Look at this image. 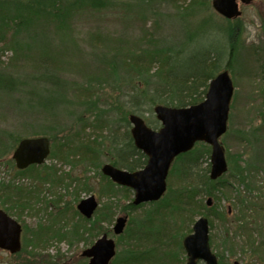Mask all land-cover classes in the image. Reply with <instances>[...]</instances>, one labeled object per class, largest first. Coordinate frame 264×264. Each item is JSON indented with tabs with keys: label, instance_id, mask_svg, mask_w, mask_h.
I'll return each mask as SVG.
<instances>
[{
	"label": "rangeland",
	"instance_id": "1",
	"mask_svg": "<svg viewBox=\"0 0 264 264\" xmlns=\"http://www.w3.org/2000/svg\"><path fill=\"white\" fill-rule=\"evenodd\" d=\"M105 1L108 9L77 16L64 36L47 29L50 38L41 36L36 44H40V52L37 47L29 49L24 45L25 51L16 55L4 43L10 41V34L0 42V74L9 77L0 94V209L7 210L23 226L22 251L10 255L0 250V264H88V259L82 257L83 251L103 235L114 239L117 255L121 252L124 256L130 237L147 221H151L152 227L148 229L159 241L156 245L163 250L162 262L172 263L170 260L175 255L174 264L186 263V253L183 250L179 255L177 244L192 232L200 215H189L185 220L169 206L179 205L176 197H183L189 184L178 174L169 175L164 203L135 207L134 192L112 183L101 169L115 156L111 143L116 134L118 143L127 144L123 120L132 112L131 106L125 105L132 94V85L127 81L131 78L119 60L114 69L105 64L115 63L112 54L117 43L151 41L146 35L150 31L164 40L184 41V25L178 18L189 0L179 2V8L172 2L157 4L155 0ZM208 7L198 9V15H211L215 23L237 33L233 55L230 56L225 42L227 54L221 62V68L229 71L235 85L229 131L222 143L233 160L240 162L242 155L247 168L259 173L251 190L234 176L230 178V173L222 179V183L228 181L231 187L212 197L211 247L220 264L234 261L264 264V130L261 131L259 124L264 118V0L240 4L241 16L228 22L214 11L212 0ZM20 37L21 42H33L26 35ZM97 37L103 38L104 46ZM223 41L224 38L214 33L209 44L219 47ZM47 47L53 57L44 59L55 72L52 80L43 78V69L38 67L40 53ZM61 52L68 54L67 58L54 57ZM187 63L186 57L184 64ZM154 70L157 67L151 68L149 74L155 73ZM134 78L137 81V76ZM155 81L151 78L149 84ZM144 119L148 123L157 121L151 114H146ZM254 126L259 129L256 138L250 135ZM34 136L50 138L52 154L43 166L19 171L12 159L15 141ZM67 152L69 159L65 157ZM203 156L209 155L203 153ZM208 159L202 160L201 169H207ZM178 167L184 170L181 163ZM111 183L115 185L113 193L108 190ZM8 192H14L16 197L9 200ZM89 196H95L100 206L93 219L87 221L77 206ZM229 207L231 217L226 223L221 216H215L227 213ZM157 208L163 215L150 217ZM124 216L128 218L126 231L130 228L134 234L125 231L115 236L116 220ZM150 246L151 243L142 242L139 248L145 251ZM164 252L169 255L166 259L162 256Z\"/></svg>",
	"mask_w": 264,
	"mask_h": 264
},
{
	"label": "trees",
	"instance_id": "2",
	"mask_svg": "<svg viewBox=\"0 0 264 264\" xmlns=\"http://www.w3.org/2000/svg\"><path fill=\"white\" fill-rule=\"evenodd\" d=\"M181 1H185L186 3L188 0H155L157 4L172 2L177 8L180 7L179 2ZM209 2H211V0H189V3L185 4V7L182 8L184 12L178 18V21L184 25L186 38L180 43H176L173 38L164 40L153 33V31L146 34L151 41L155 42L153 45L149 40H138L136 42L126 43L125 41H120L117 43L115 47L116 52L112 54V60H115V63L109 62V64H105V66L113 67L114 69V66H116L119 60L121 68H123L125 73L131 78L130 80L125 79L132 85L130 99L125 101V105L128 104L132 108L131 114L144 117L146 114L154 115L153 109L156 105H164L172 108H186L204 101L210 81L220 72L224 71V69L221 68V62L227 54V43L229 45L230 56L234 53L237 35L236 32L230 31L227 27H224L223 24L215 23L210 17L211 15L203 17L198 15L200 11H198V9L201 7H203L201 8L202 10L209 8ZM205 5H207V7H205ZM108 8L109 5L105 0H71L68 3H65L64 0H0V42L5 41L7 35L10 34V41L4 43L9 48L14 49L16 55L19 51H25L23 49L24 45L29 49L37 47V51L40 52V44L39 46L36 44H38V38L41 36L43 39L50 38L47 29H54L58 31L56 32L57 34L64 36L69 33L67 28L70 29L72 20L77 16L91 12H102ZM195 20H198V22L195 23L193 27L192 25ZM214 33L224 38L223 44L219 47H213L209 44ZM217 33H219V35ZM24 35L33 42H21L20 36ZM97 38L104 46L105 42L103 38ZM51 56L52 54L48 47L40 53V58L42 59L39 60L40 64L38 67L43 69V78L46 80H52L51 78H54L55 75V72L51 71V67L47 60L44 59L45 57L51 58ZM56 56L62 59L67 58L68 54L63 52L55 53L54 57ZM186 57L188 58L187 65L184 64ZM154 67H157V70H154L155 73L149 74L151 68ZM54 69L57 70V68ZM134 76H137V81H134ZM8 78V76L0 74V94L3 92L2 87L6 84ZM144 78L147 79L144 80ZM151 78L156 79L155 83L149 84ZM20 92L23 93V91ZM260 120L259 124L261 125L262 131L264 130V118ZM123 122L127 129V144L118 143L117 134L113 137L111 151L115 153V156L110 163L120 169L135 172L142 169L147 164L148 159L134 144L130 132L129 119L123 120ZM148 125L153 129H158L160 127L157 121H149ZM258 131L259 129H257V126H254L251 129L250 135L256 138ZM19 141L20 140L15 141L16 146ZM248 144L250 145L251 143L248 142ZM98 146L92 147L91 150L98 148ZM203 153L209 156L203 158ZM90 154L96 155L95 152H90ZM210 155L211 148L209 146L198 144L192 152L180 156L171 170L170 175L178 174L180 175L178 177H181L184 183L189 184L187 188L184 189L185 195L183 197L182 195L179 196V198H181L180 200L176 197L179 201V205L169 206L172 210H176L177 213H179V217H184L185 220L190 218L189 215L193 217L200 215L208 218L213 216L212 209L204 208V199L212 198L215 196V193L221 189L226 190L231 187L228 181L221 182L224 177L218 181H213L210 178V164L207 169H201L202 160L208 161ZM65 157L69 159L70 155L68 152L65 154ZM227 158L230 178L234 176L235 180L239 181L242 185H247L249 190H251L253 185L257 183L255 177H257L259 173L247 168L248 165L243 161L242 155L240 162L233 160L229 155H227ZM179 163L183 165L184 170L180 167L177 168ZM180 170H182V172H180ZM109 186H111V188L108 189L110 190L109 192L113 193L112 186L115 187V185L112 184ZM126 191L130 192L129 189H126ZM8 193H11V198L8 197L10 198L9 200L16 197L14 192ZM162 203H164L163 199L153 204L161 205ZM160 210V208H157L154 212L150 211L153 212L150 213V217L163 215L161 213L162 210ZM5 211L8 212L7 210ZM108 212H111V209ZM216 215H218V217L221 216V219L225 223L229 218L228 212L220 215L218 213L215 214V216ZM239 220L241 221V219ZM150 222L147 221L144 223L135 234L134 232H130V228L126 231V234H134L130 237V242L127 243L128 250L123 253L124 256L121 255L120 252L113 260L112 264H165L162 262L160 255L163 250L156 245L159 241H157L158 239L155 233L152 234L149 231L152 227V223ZM77 235L82 236L81 234ZM160 235L161 234H158V236ZM182 237L183 235L181 239ZM182 241L183 240H180V243L177 244L179 255L181 251H183ZM142 242L151 243L150 249L148 248L149 250L146 249L145 251H141L139 246ZM228 242H231V239L228 240ZM182 253L184 254V252ZM162 256L164 259L169 257L167 252H164ZM174 256L175 255L172 256L170 260L172 263L170 264H174Z\"/></svg>",
	"mask_w": 264,
	"mask_h": 264
},
{
	"label": "water",
	"instance_id": "3",
	"mask_svg": "<svg viewBox=\"0 0 264 264\" xmlns=\"http://www.w3.org/2000/svg\"><path fill=\"white\" fill-rule=\"evenodd\" d=\"M250 0H213V9L227 20H235L242 14L240 3ZM235 91L229 71L217 75L209 85L206 99L188 108L157 106L154 109L162 128L154 131L136 115L130 116L131 134L136 147L148 157L146 167L130 173L111 164L102 168L105 176L122 187L135 192L134 205L153 203L161 200L167 191V178L174 160L181 154L190 152L197 143H205L212 148L211 178L216 180L228 171L225 148L221 138L228 131L231 103ZM51 153L46 137L24 139L13 154L19 170L32 165H43ZM208 205H211L209 200ZM99 207L95 196L82 200L77 209L87 219H91ZM128 222L127 217H119L113 228L116 236L122 235ZM209 220L199 218L193 226V234L183 241L187 253L186 264H219L209 244ZM21 225L6 212L0 210V250L11 254L21 251ZM117 253V246L107 235L100 238L92 248L84 251L83 257L89 264H110ZM234 264H240L235 262Z\"/></svg>",
	"mask_w": 264,
	"mask_h": 264
}]
</instances>
